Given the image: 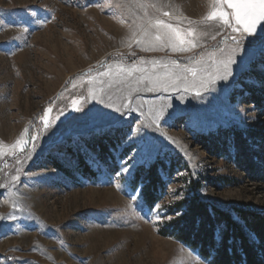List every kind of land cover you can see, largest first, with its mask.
Segmentation results:
<instances>
[{
  "label": "rangeland",
  "instance_id": "1",
  "mask_svg": "<svg viewBox=\"0 0 264 264\" xmlns=\"http://www.w3.org/2000/svg\"><path fill=\"white\" fill-rule=\"evenodd\" d=\"M196 182L264 213V0H0V264H209Z\"/></svg>",
  "mask_w": 264,
  "mask_h": 264
},
{
  "label": "trees",
  "instance_id": "2",
  "mask_svg": "<svg viewBox=\"0 0 264 264\" xmlns=\"http://www.w3.org/2000/svg\"><path fill=\"white\" fill-rule=\"evenodd\" d=\"M236 138L241 139V135ZM203 139L210 143L211 152L218 153L221 147L216 134ZM163 173H168L167 166L159 159L146 172L142 195L150 208L165 189ZM139 177L137 174L136 180ZM193 187L191 199L176 204L182 214L163 233L198 252L209 264H264V213L236 208L235 219L231 211L204 202L199 182Z\"/></svg>",
  "mask_w": 264,
  "mask_h": 264
}]
</instances>
